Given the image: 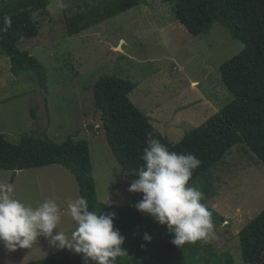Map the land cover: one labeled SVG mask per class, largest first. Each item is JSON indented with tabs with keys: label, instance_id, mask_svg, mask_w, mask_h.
I'll return each instance as SVG.
<instances>
[{
	"label": "rangeland",
	"instance_id": "1",
	"mask_svg": "<svg viewBox=\"0 0 264 264\" xmlns=\"http://www.w3.org/2000/svg\"><path fill=\"white\" fill-rule=\"evenodd\" d=\"M101 1L51 0L45 11L34 14L41 29L37 36L23 37L19 45L44 65L46 88L33 78L34 73L16 75L10 58L0 54V133L15 144L26 133L57 143L69 137L88 140L98 200L123 210L142 194L128 191L134 179L121 168L107 141L101 113L94 104L96 80L109 74L138 84L131 99L164 136L177 142L233 99L220 66L244 44L217 21L208 33L193 35L176 18L175 2L163 0H148V5L139 4L68 36L67 17L89 11ZM208 180L212 188L205 204L225 218L214 222L216 238L209 243H186L189 253H205L208 260L214 254L222 264H230L229 258L232 264H244L238 233L264 209V162L240 143L211 168ZM9 184L14 198L33 207L54 199L66 209L69 200L80 197L77 179L61 164L24 169L18 175L0 168V185ZM95 211L101 212L99 208ZM129 213L113 222L122 235V229L134 232L122 246L127 253L123 258L130 259L142 244L148 250L153 241L163 249L164 237L156 227L160 224L135 206ZM75 227L72 218L64 215L58 229L70 236ZM144 233L152 237L150 242L143 241ZM171 240L165 260L147 264H184V245L179 248ZM80 257L49 246L44 237L30 249L14 252L0 245V264H78Z\"/></svg>",
	"mask_w": 264,
	"mask_h": 264
},
{
	"label": "trees",
	"instance_id": "2",
	"mask_svg": "<svg viewBox=\"0 0 264 264\" xmlns=\"http://www.w3.org/2000/svg\"><path fill=\"white\" fill-rule=\"evenodd\" d=\"M49 1L5 0L0 4V29L4 28L5 17L11 19V27L0 31V54L10 58L11 68L16 75L34 73L33 78L44 88L47 87L44 65L29 50L22 49L19 42L23 37L37 36L41 27L34 14L45 11ZM163 1L175 2L173 9L176 18L193 35L208 33L217 21L229 29L233 39L244 44L237 55L220 66L223 81L232 92L233 99L202 125L187 131L177 142H171L164 136L151 117L137 107L130 96L137 84L129 78L109 74L100 76L93 85L94 104L101 113L102 127L117 162L133 179L136 176L132 172L138 171L144 163L140 157L146 147L148 133L158 138L170 151L195 155L201 164L193 171L189 185L198 187L204 193L205 199L201 202L205 204L212 188L208 173L233 147L244 143L264 162V0ZM139 4L148 5V0H103L89 11L67 17L66 33L68 36L77 35ZM32 110L36 119V109ZM49 164H61L75 176L80 196L88 201L90 211L98 208L101 212L114 211L118 218L130 214L139 201L132 202L129 208L122 210L98 200L90 144L86 139L69 137L57 143L47 136L26 133L20 143L15 144L0 133L1 169L21 170ZM206 206L212 213L213 222L224 221L223 215ZM156 227L161 229L164 237L163 249L157 241H153L149 243L148 250L137 247L130 259L119 257L117 264L164 261L171 247L168 243L172 234L166 226ZM122 231L125 238L134 235L132 229L127 233L125 229ZM238 235L243 263L264 264V209ZM188 248L189 244L182 248L186 255L184 264H222L214 254L208 260L207 254H190ZM39 263L36 261L34 264ZM228 263L232 264L230 258ZM78 264H83L81 257Z\"/></svg>",
	"mask_w": 264,
	"mask_h": 264
},
{
	"label": "clouds",
	"instance_id": "3",
	"mask_svg": "<svg viewBox=\"0 0 264 264\" xmlns=\"http://www.w3.org/2000/svg\"><path fill=\"white\" fill-rule=\"evenodd\" d=\"M3 23L0 31L11 27L10 17H5ZM145 144L140 157L144 163L132 172L136 179L128 187L129 192L142 194L135 204L136 210L166 226L172 234L171 243L179 248L186 243L207 244L215 239L212 213L201 202L204 193L189 185L201 161L190 153L170 151L151 133L147 134ZM13 190L10 184L0 185V245L8 251L30 249L39 237H44L57 250L80 254L83 264H117L119 257L127 255L122 247L126 238L114 227V211H90L82 196L69 200L66 209L54 199L33 207L14 198ZM64 215L76 224L70 236L58 229ZM142 239L150 242L152 237L144 233Z\"/></svg>",
	"mask_w": 264,
	"mask_h": 264
},
{
	"label": "crops",
	"instance_id": "4",
	"mask_svg": "<svg viewBox=\"0 0 264 264\" xmlns=\"http://www.w3.org/2000/svg\"><path fill=\"white\" fill-rule=\"evenodd\" d=\"M137 87H138V84H137ZM135 89H136V88H135ZM132 93H133V92H132ZM132 93H131V94H132ZM131 94H130V95H131ZM145 109H147V108L145 107ZM33 168H34V167H33ZM28 169H30V168H28ZM21 170H24V169H21ZM21 170H17L16 175H18V173H19ZM11 171H12V170H11Z\"/></svg>",
	"mask_w": 264,
	"mask_h": 264
},
{
	"label": "water",
	"instance_id": "5",
	"mask_svg": "<svg viewBox=\"0 0 264 264\" xmlns=\"http://www.w3.org/2000/svg\"><path fill=\"white\" fill-rule=\"evenodd\" d=\"M13 171V174L14 175H16V173H17V170L16 169H14V170H12Z\"/></svg>",
	"mask_w": 264,
	"mask_h": 264
},
{
	"label": "bare ground",
	"instance_id": "6",
	"mask_svg": "<svg viewBox=\"0 0 264 264\" xmlns=\"http://www.w3.org/2000/svg\"><path fill=\"white\" fill-rule=\"evenodd\" d=\"M120 48V47H119Z\"/></svg>",
	"mask_w": 264,
	"mask_h": 264
}]
</instances>
